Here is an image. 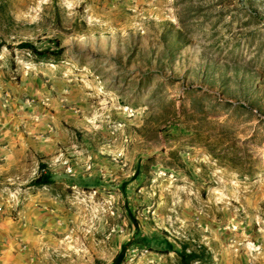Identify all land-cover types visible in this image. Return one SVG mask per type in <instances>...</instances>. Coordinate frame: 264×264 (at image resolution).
I'll use <instances>...</instances> for the list:
<instances>
[{
  "label": "rangeland",
  "instance_id": "obj_1",
  "mask_svg": "<svg viewBox=\"0 0 264 264\" xmlns=\"http://www.w3.org/2000/svg\"><path fill=\"white\" fill-rule=\"evenodd\" d=\"M9 141L11 217L47 211L35 264H264V0H0Z\"/></svg>",
  "mask_w": 264,
  "mask_h": 264
},
{
  "label": "crops",
  "instance_id": "obj_2",
  "mask_svg": "<svg viewBox=\"0 0 264 264\" xmlns=\"http://www.w3.org/2000/svg\"><path fill=\"white\" fill-rule=\"evenodd\" d=\"M14 142L0 144V183L18 181L19 175L28 170L24 149ZM11 207L3 200L0 190V264H35L33 244L37 238L33 228L45 221L46 209H29L22 213V220L11 217Z\"/></svg>",
  "mask_w": 264,
  "mask_h": 264
},
{
  "label": "trees",
  "instance_id": "obj_3",
  "mask_svg": "<svg viewBox=\"0 0 264 264\" xmlns=\"http://www.w3.org/2000/svg\"><path fill=\"white\" fill-rule=\"evenodd\" d=\"M53 48H37L30 42H19L14 49L26 53L30 60L34 63H54L61 56L62 49L59 48L56 42H52ZM12 49L10 47H6ZM39 174L31 181V185L35 188L53 184L47 172L42 171L44 165L38 164ZM200 251L181 248L179 252L175 253L177 264H192L202 262L208 259L209 255L205 252L204 247H200ZM119 257V254L116 258Z\"/></svg>",
  "mask_w": 264,
  "mask_h": 264
}]
</instances>
